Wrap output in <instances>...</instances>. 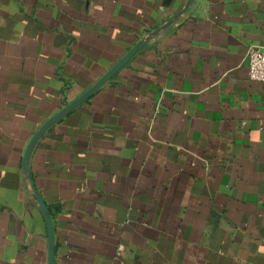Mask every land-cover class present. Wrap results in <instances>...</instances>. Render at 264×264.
Instances as JSON below:
<instances>
[{"label":"crops","instance_id":"0c3cea01","mask_svg":"<svg viewBox=\"0 0 264 264\" xmlns=\"http://www.w3.org/2000/svg\"><path fill=\"white\" fill-rule=\"evenodd\" d=\"M187 0H0V264H47L22 159ZM264 0H194L49 126L28 168L53 264H264Z\"/></svg>","mask_w":264,"mask_h":264},{"label":"water","instance_id":"95a60500","mask_svg":"<svg viewBox=\"0 0 264 264\" xmlns=\"http://www.w3.org/2000/svg\"><path fill=\"white\" fill-rule=\"evenodd\" d=\"M193 1L194 0H187L185 6L178 13L173 15L170 19H168L164 23L160 24L154 30L148 32L143 37H141L111 68H109L99 79H97V81L94 84H92L79 96H77L75 99L65 104L53 115H51L47 120H45V122H43V124L32 135L31 139L29 140L22 159L23 175L25 179L28 181L29 187L32 193L34 194L39 211L45 221L46 232H47V238H46L47 252H48L47 264H53V257H54L53 224L49 210L47 209L45 202L42 200L41 196L38 194L29 172L28 160H29V154L33 146L49 126H51L54 122L64 117L71 110H73L84 100L90 97L96 90H98L104 83H106L111 78V76L115 72H117L140 48L146 45L149 40L163 34L164 30L170 24L176 22L184 13L188 12Z\"/></svg>","mask_w":264,"mask_h":264},{"label":"built area","instance_id":"2783aa9c","mask_svg":"<svg viewBox=\"0 0 264 264\" xmlns=\"http://www.w3.org/2000/svg\"><path fill=\"white\" fill-rule=\"evenodd\" d=\"M247 75L251 80L264 83V50L261 46H250L247 50Z\"/></svg>","mask_w":264,"mask_h":264}]
</instances>
